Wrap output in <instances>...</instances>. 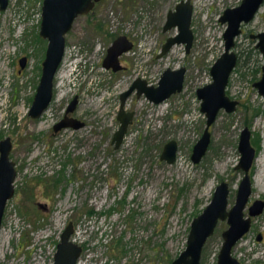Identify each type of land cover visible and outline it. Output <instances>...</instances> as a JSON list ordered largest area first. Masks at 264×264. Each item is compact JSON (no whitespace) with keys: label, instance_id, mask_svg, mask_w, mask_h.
<instances>
[{"label":"rangeland","instance_id":"obj_1","mask_svg":"<svg viewBox=\"0 0 264 264\" xmlns=\"http://www.w3.org/2000/svg\"><path fill=\"white\" fill-rule=\"evenodd\" d=\"M178 1L102 0L91 14L79 16L66 34L52 100L36 119L28 110L47 43L38 34L42 0H8L0 10V140L10 137L17 170L0 229V264H52L68 221L75 227L72 240L82 246L81 264H171L185 249L191 221L217 184H228L227 208L234 204L243 176L236 165L244 126L262 165L256 159L249 170L251 194L244 216L254 200L264 201V179L260 189L256 180L262 169L264 178V100L253 86L264 56L250 36L264 31V3L235 38L238 60L226 95L237 101L236 109L218 111L207 150L194 163L192 148L206 120L196 89L211 82L210 66L224 50L226 23L219 17L241 0H191L189 52L176 44L158 56L166 38L177 33L176 27L163 31V24ZM97 22L103 30H94ZM118 35H127L134 45L119 57L122 68L112 71L102 60ZM21 56L27 58L24 68L18 63ZM180 67L186 69L183 88L163 102H149L135 91L126 98L124 110L133 112L132 122L115 149L111 138L119 125L120 93L137 78L155 86L166 68ZM74 96L78 102L70 116L84 125L54 132ZM169 140L177 144L173 163L160 159ZM227 227L226 220L218 222L200 264H217ZM232 255L241 264H264V208L251 216L249 231Z\"/></svg>","mask_w":264,"mask_h":264},{"label":"water","instance_id":"obj_2","mask_svg":"<svg viewBox=\"0 0 264 264\" xmlns=\"http://www.w3.org/2000/svg\"><path fill=\"white\" fill-rule=\"evenodd\" d=\"M98 1V0H94ZM264 0H241L240 4L224 9L219 21L226 23L223 33L224 50L210 66L211 82L196 89V96L200 100V111L205 114V127L200 138L193 146L191 160L194 163L200 161L205 154L210 142L209 127L215 121L220 109L232 112L236 109L237 101L226 95L232 70L237 62V54L233 50L235 38L241 33V23L252 20ZM8 0H0V9H5ZM94 5L93 0H44L41 12L39 34L47 39L44 59L41 63V75L33 96L28 115L39 118L48 108L53 97L54 78L62 62L65 51V35L71 29L74 19L79 14H85ZM192 4L191 0H180L173 10L167 13L163 30L177 28L175 35L167 37L161 47L158 56L165 54L172 46L184 44L188 53L192 41L191 30ZM256 38L255 47L264 56V31L250 35ZM131 41L126 36H118L107 48L102 66L106 69L117 71L122 68L119 56L130 50ZM26 58L20 60L24 67ZM186 69L166 68L157 85L147 84L143 79H135L130 87L120 94V109L117 113L119 125L114 131L111 143L118 148L126 134L128 125L132 122L133 112L125 111V100L135 89L139 96L144 94L149 102L160 103L171 95L182 90ZM258 93L264 100V63L261 67L260 78L253 83ZM76 105L74 97L67 109V113L73 111ZM84 122L64 116L53 125L54 132L66 128H79ZM237 149L240 153L237 169H241L243 176L239 182L235 202L228 209L229 188L225 181L220 182L214 189L209 203L202 212L194 217L190 224L185 249L172 261L171 264H200L201 252L207 239L213 235L219 221L226 220L228 227L222 232V244L217 255V264H241L232 255V248L242 236L249 231L251 216L258 215L264 208V201L256 199L248 207V216H244L243 210L251 194V177L249 170L255 160V148L251 144V131L244 126L240 131ZM12 141L10 137L0 140V229L6 204L15 192L14 181L16 178V163L10 158ZM177 144L174 140L167 141L160 154V159L167 163H173L176 159ZM75 231L74 223L68 221L60 234L56 244L52 264H81L78 259L82 253V246L72 240ZM261 236L257 237L260 240Z\"/></svg>","mask_w":264,"mask_h":264},{"label":"flooded vegetation","instance_id":"obj_3","mask_svg":"<svg viewBox=\"0 0 264 264\" xmlns=\"http://www.w3.org/2000/svg\"><path fill=\"white\" fill-rule=\"evenodd\" d=\"M43 1H44V0H42V5H43ZM101 1H102V0H98V1H94V0H93V2H94L93 7H92L90 10H88L87 13H85V14H79V15L74 19V21H75L79 16H85V15L91 14V13L93 12V10H94L97 6H99V4L101 3ZM179 1H180V0H179ZM179 1H178V2H179ZM178 2H177V3H178ZM177 3H176V4H177ZM263 3H264V1H263ZM263 3H262V5H263ZM7 5H8V3H7ZM42 5H41V12H42ZM262 5H261V6H262ZM175 6H176V5H175ZM261 6H260V7H261ZM6 7H7V6H6ZM6 7H5V9H6ZM174 8H175V7H174ZM259 9H260V8H259ZM259 9H258V10H259ZM0 10H2V9H0ZM3 10H4V9H3ZM172 10H173V9H172ZM169 11H170V10H169ZM169 11H168V12H169ZM168 12H167V13H168ZM257 12H258V11H257ZM257 12H256V13H257ZM255 15H256V14H255ZM166 16H167V14H166ZM254 17H255V16H254ZM253 19H254V18H253ZM253 19H252V20H253ZM252 20H250V21H252ZM74 21H73V24H74ZM165 21H166V18H165ZM250 21H249V22H250ZM40 22H41V21H40ZM164 23H165V22H164ZM247 23H248V22H247ZM73 24H72V26H73ZM243 24H245V23L242 22V23H241V26H242ZM100 25H101V27H102L101 30H103V24L100 23V22H97V23L93 24L92 27L94 28L95 31H101V30H97V28H96L97 26H100ZM163 26H164V24H163ZM241 26H240V27H241ZM71 28H72V27H71ZM70 30H71V29H70ZM70 30H69V31H70ZM39 31H40V28H39ZM69 31H68V32H69ZM163 31H164V30H163ZM68 32H67V33H68ZM67 33H66V34H67ZM38 34H39V33H38ZM118 36H120V35H118ZM118 36H117V37H118ZM124 36L127 37V35H124ZM39 37H40V39L42 38V37L40 36V34H39ZM117 37H115V38L112 40V42H113ZM42 39H44V38H42ZM127 39H128L129 41H131V43H132V47H133V45H134V41H132V40H131L130 38H128V37H127ZM166 39H167V38H166ZM46 41H47V39H46ZM165 41H166V40H165ZM112 42H111V43H112ZM256 42H257V41H256ZM111 43H110V45H111ZM163 44H164V43H163ZM163 44H162V45H163ZM110 45H109V46H110ZM46 46H47V43H46ZM109 46H108V47H109ZM184 46H185V45H184ZM132 47H131V49H132ZM161 47H162V46H161ZM172 47H173V46H172ZM172 47H171V48H172ZM65 48H66V35H65ZM171 48H170V49H171ZM131 49H130V50H131ZM170 49H169V50H170ZM45 50H46V47H45ZM169 50H168V51H169ZM106 51H107V50H106ZM128 51H129V50H128ZM126 52H127V51H126ZM160 52H161V50H160ZM160 52H159V53H160ZM124 53H125V52H124ZM235 53H236V52H235ZM64 54H65V51H64ZM122 54H123V53H122ZM122 54H121V55H122ZM44 55H45V52H44ZM121 55H120V56H121ZM158 55H159V54H158ZM120 56H119V57H120ZM23 57L26 58V56H21V57L18 59V63H19L20 68H24L25 65H26V63H27V58H26V60H25V62H24V63H25V64H24V67L21 66V64H20V60H21ZM63 57H64V55H63ZM104 57H105V56H104ZM43 59H44V57H43ZM103 59H104V58H103ZM62 60H63V59H62ZM81 60H82V59H79V64H77L78 67H80V68L82 67V63H83ZM237 60H238V56H237ZM42 61H43V60H42ZM42 61H41V63H42ZM102 61H103V60H102ZM119 62H120V61H119ZM61 63H62V62H61ZM60 65H61V64H60ZM262 65H263V64H262ZM121 66H122V65H121ZM59 67H60V66H59ZM261 67H262V66H261ZM58 69H59V68H58ZM111 70H112V69H111ZM112 71H113V70H112ZM75 73H76L75 76H78L79 71H78V72L76 71ZM73 74H74V73H73ZM40 75H41V73H40ZM39 78H40V77H39ZM137 79H138V78H137ZM140 79H141V78H140ZM143 80H144V79H143ZM38 82H39V81H38ZM228 82H229V81H228ZM226 87H227V86H226ZM53 88H54V85H53ZM182 88H183V87H182ZM35 91H36V90H35ZM125 91H126V90H125ZM134 91L136 92V89H135ZM134 91H133V92H134ZM123 92H124V91H123ZM133 92H132V93H133ZM34 94H35V93H34ZM120 94H121V93H120ZM128 96H129V95H128ZM74 97L76 98V104H77V102H78V100H77V96H74ZM74 97H73V98H74ZM119 97H120V96H119ZM73 98H72V99H73ZM72 99H71V100H72ZM70 102H71V101H70ZM70 102H69V104H70ZM69 104H68L67 107H66V110H65V112H64L63 117H64L65 115L68 116V117H72V116H70V113L74 111L76 105H75L73 111L67 113L66 111H67V109H68ZM119 109H120V108H119ZM44 112H45V111H44ZM44 112H43V113H44ZM63 117H62V118H63ZM73 118H74V117H73ZM62 129H63V128H62ZM60 130H61V129H60ZM53 131H54V130H53ZM58 131H59V130H58ZM56 132H57V131H56ZM193 146H194V145H193ZM192 149H193V148H192ZM255 151H256V153H255V159H256L257 150L255 149ZM191 153H192V152H191ZM260 236H261V235H260ZM222 239H223V238H222ZM260 239H261V238H260ZM222 241H223V240H222ZM53 255H54V254H53Z\"/></svg>","mask_w":264,"mask_h":264},{"label":"bare ground","instance_id":"obj_4","mask_svg":"<svg viewBox=\"0 0 264 264\" xmlns=\"http://www.w3.org/2000/svg\"><path fill=\"white\" fill-rule=\"evenodd\" d=\"M206 3H207V2H206ZM204 5H205V4H204ZM256 159H257V163H259L260 166H262V165H261V159H260V157H258V158L256 157ZM256 159H255V160H256ZM262 170H263V169H262ZM262 170H260V171L258 172V175H257V177H256V180H257V182H258L257 187H259V189H260V187H262V186H261V185H262L261 182H262L263 179H264V178L262 177V174H263V173L261 174ZM260 181H261V182H260ZM0 235H1V234H0ZM2 242H3V241H2Z\"/></svg>","mask_w":264,"mask_h":264},{"label":"trees","instance_id":"obj_5","mask_svg":"<svg viewBox=\"0 0 264 264\" xmlns=\"http://www.w3.org/2000/svg\"><path fill=\"white\" fill-rule=\"evenodd\" d=\"M96 28H97V30H101L102 27L100 25V26H97ZM59 180H60V177L59 176L56 179H54L52 181L53 182L52 187H54L55 185H57V183L59 182ZM26 198L30 200L31 199V195L28 194ZM88 213L89 214H92L93 213V210L88 211Z\"/></svg>","mask_w":264,"mask_h":264}]
</instances>
